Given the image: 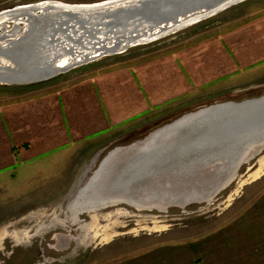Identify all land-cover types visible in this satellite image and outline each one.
Segmentation results:
<instances>
[{"label": "rangeland", "instance_id": "rangeland-1", "mask_svg": "<svg viewBox=\"0 0 264 264\" xmlns=\"http://www.w3.org/2000/svg\"><path fill=\"white\" fill-rule=\"evenodd\" d=\"M40 1L0 0V11ZM3 26L9 30L12 23ZM261 95L264 0H243L44 81L0 83V264H97L115 240L161 236L211 218L233 231V264H264V147L207 199L187 201L229 175V161L216 154L203 162L194 156L170 162L162 166L168 173L133 182L135 195L168 200L167 207L117 201L78 214L83 222L95 219L97 234L70 222L74 194L116 147L201 107ZM174 199L187 202L180 206ZM68 235L86 239L78 243Z\"/></svg>", "mask_w": 264, "mask_h": 264}, {"label": "water", "instance_id": "water-1", "mask_svg": "<svg viewBox=\"0 0 264 264\" xmlns=\"http://www.w3.org/2000/svg\"><path fill=\"white\" fill-rule=\"evenodd\" d=\"M241 1L102 0L86 5L52 2L23 5L30 7L21 16H25L28 25L4 45L0 44V57L8 61H0V83L29 84L53 78L72 68L158 39L191 25L186 23L188 20L197 23ZM6 21L11 22L12 27L15 25L11 16L1 20L2 39L10 36L6 33L11 28L4 30ZM63 58L67 61L60 64ZM146 139L147 151L124 152L120 158H113L109 152L94 170L119 159L114 163V172L119 170L120 175L105 180L108 194L132 193L133 182L138 178L151 172L159 173L158 170L168 173L170 170L162 166L190 156L203 162L216 154L229 161L227 175L237 170L243 163L242 152L250 146H261L264 140V95L201 107L155 129ZM122 163L124 167H120ZM101 176L96 175L91 183ZM91 183L89 185H93ZM89 185L84 184L82 191ZM118 186L123 187L122 191L115 190ZM187 201L174 199L172 203L185 204Z\"/></svg>", "mask_w": 264, "mask_h": 264}, {"label": "crops", "instance_id": "crops-1", "mask_svg": "<svg viewBox=\"0 0 264 264\" xmlns=\"http://www.w3.org/2000/svg\"><path fill=\"white\" fill-rule=\"evenodd\" d=\"M72 203L70 209L73 219L70 222L77 223L86 230L96 229L95 234L99 233V228L93 227L95 219L88 223L79 220L77 216L81 213L95 212L102 207L84 210L76 204V201L75 204ZM68 238L75 239L78 243L86 239V237L70 235ZM54 239L57 241L56 246H60L61 235H54ZM262 242L264 244V238ZM232 253H234L232 229H228L227 222L211 218L193 220L184 223L183 226L168 228L161 236L115 240L112 251L100 254L94 262L97 264H233V259H230ZM261 260L263 263L262 256Z\"/></svg>", "mask_w": 264, "mask_h": 264}, {"label": "bare ground", "instance_id": "bare-ground-1", "mask_svg": "<svg viewBox=\"0 0 264 264\" xmlns=\"http://www.w3.org/2000/svg\"><path fill=\"white\" fill-rule=\"evenodd\" d=\"M40 2H42L43 4L52 2L55 4H61V5H73V4H77V5L84 4V5H86V4H89V3H66V2L59 1V0H43ZM97 2H99V1H97ZM91 3H95V2H91ZM23 5L27 6L26 4H23ZM23 5H19V6L17 5V7L12 11L7 10V9L0 11V22H1V20L5 19L6 16H11L12 20H13V24H15V25H13V27H11V30H9L6 33L7 35H10V36H8L9 38H3V39L0 38V44L4 45L8 39H10L11 37H14L15 35L20 34L22 32V30L25 29L26 26L28 25L27 20L25 19V16H23V17H21V16H22L23 11L27 12L28 11L27 9L30 7H24ZM29 10H31V9H29ZM192 21L193 20H188V21H186V23L192 24V23H194ZM0 27H1V23H0ZM19 27H20V30H19ZM2 32H4V31H2ZM0 61H2L4 63H8L6 58H3V57H0ZM66 61H67L66 58L59 60L60 64H64V63H66ZM165 129L166 128H164L162 131H164ZM159 138H160V136H159ZM145 143H147V139L146 140H144V139L138 140L135 143H132L128 147L127 146L116 147L115 149L110 151L109 155H113L112 156L113 158H117V157L120 158V157H122L121 155L124 152L125 153L126 152L132 153V150H143V151L145 150V151H147L149 148H147L144 145ZM262 147H264V140L261 141V146H258V145L255 146L254 145V146H250L249 149L247 148L246 150H244L241 154V156H242L241 162H243L245 159L248 158V156H250L252 153L256 152L257 150H259V148H262ZM118 160L119 159H115L113 162H111V164L106 165L105 168L100 167L99 170H97L96 172L94 171L95 172L94 176H92L89 179L87 185H89V183H91V181L96 177V175H102V176L99 177L95 183L92 182L91 184H93V185H89V187L87 189L85 188L83 191L81 189V190L77 191L76 194H74L73 200L76 201V204L78 206H81V208L84 210L85 209L86 210H89V209L94 210V209H98V208H101L103 206L109 205L111 203H115V202L120 201V200L134 204L135 206H138V207L139 206H154V207L163 208V207H167L170 204V201H168V200L167 201H162V200L160 201L158 199L149 198L146 196H144V197L137 196L133 192L132 193L128 192L127 194H125V195L122 194L120 196H117V195H119L121 193H116L115 195H111L112 193L108 194L106 192V190H108V188H106L107 183H105V180L108 177H111V179H114L113 177H115L116 175H120L121 171L117 170L116 172H114L116 169L114 163H116ZM123 163H124V161H123ZM123 163H122V165L119 164L120 167L125 166L124 165L125 163L124 164ZM235 172H236V170H233L228 176H225V178H223V180H221V181L219 180L220 182L217 181L218 183L214 184L217 187L213 190H208L206 192L207 194L203 193V195H202L200 193L201 196L197 197L199 192H196L197 194H195V195L191 194L192 196L191 197L188 196V197L191 198L192 200H194V199L201 200L202 198L207 199V198L211 197L212 194H214L216 191L221 189L225 184H227L229 182V180L232 178V176L235 174ZM116 181L117 180H114V182H116ZM122 189H123L122 186H120V187L118 186L115 188V190H117L119 192L122 191ZM191 199H189V200H191ZM178 205L183 206L184 204H178Z\"/></svg>", "mask_w": 264, "mask_h": 264}]
</instances>
